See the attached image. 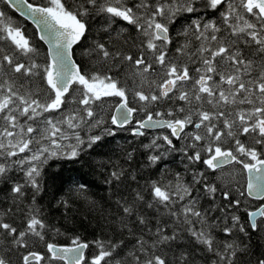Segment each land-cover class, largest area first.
<instances>
[{
	"label": "snow or ice",
	"instance_id": "6c2138e0",
	"mask_svg": "<svg viewBox=\"0 0 264 264\" xmlns=\"http://www.w3.org/2000/svg\"><path fill=\"white\" fill-rule=\"evenodd\" d=\"M0 4L31 17L39 39L49 45L41 62L31 38L0 10V184L11 201L0 210V264H14L20 249H25L18 257L22 264L46 259L62 264H197L198 254L203 264H264V202L247 211L244 222L236 214L247 197L264 201V0ZM98 18L103 20L98 31L108 39L93 40L85 49L93 61L92 70L85 71L73 59L74 46H81L90 21ZM180 20L188 21L178 33L185 42L175 49L177 55H170L172 27ZM118 21L121 26L114 27ZM123 25L138 35L131 36ZM111 99L117 102L109 106ZM162 104L171 107L150 110ZM137 113L144 118L135 120L133 136H144L142 129L149 128L167 129L168 134L142 145L143 161L136 159L139 149L130 146L99 163L110 199L117 197L115 213L102 218L120 232L132 233L129 220L140 227L132 250L125 259H115L125 242L96 240L98 251L88 258L89 243L78 235L70 245L47 242V232L63 233L50 227L39 205L41 194L48 192L45 166L59 159L75 163L105 137H115L116 129L124 130ZM173 138L184 145L177 149ZM172 152L182 153L184 172L169 177L159 165ZM233 164L246 174L245 185L234 190L223 175L215 177L222 187L197 169L202 165L214 175ZM145 170L159 171V177L141 185ZM17 171L22 179L13 175ZM85 187L79 184L76 191L83 193ZM218 192L226 205L216 204ZM201 199L209 200L207 207ZM89 203L96 208L95 201ZM56 205L70 207L64 197ZM149 209L161 217L155 231L145 214ZM32 238L45 242L47 256L27 251Z\"/></svg>",
	"mask_w": 264,
	"mask_h": 264
},
{
	"label": "trees",
	"instance_id": "16d2710c",
	"mask_svg": "<svg viewBox=\"0 0 264 264\" xmlns=\"http://www.w3.org/2000/svg\"><path fill=\"white\" fill-rule=\"evenodd\" d=\"M33 3L46 4V0H29ZM71 3V0H69ZM0 10L5 12V16L10 18V22L19 25L31 38V42L40 51V61L44 62L46 59L47 49L45 44L39 39L35 27L30 21L15 12L9 5L0 4ZM91 30L88 33L86 39L82 42L81 46L75 47V60L80 63L85 71H91L93 61L84 55L85 49L91 44L93 40H107L108 37L103 33L98 31V28L102 25V18L94 19L90 21ZM188 23L187 20H180L172 27L171 36L173 43L169 45L170 55H177L175 49L185 42V37L178 35L182 31V26ZM121 22H117L114 27L119 28ZM129 28V33L131 36L135 37L138 35L131 26L123 25ZM115 35V33H113ZM127 35V34H126ZM135 51V49H133ZM184 62H187V57L182 58ZM120 71L121 77L125 75L123 70ZM129 84L131 81L129 80ZM117 99H111L108 101L109 106L114 105ZM171 107L170 104H162L152 107L150 110L166 112L168 108ZM113 110V109H112ZM144 116V113L134 114V119H139ZM109 127H114L109 123ZM145 135L141 137H135L132 135V129L128 125L125 126L124 130L116 129L115 137H105L104 141L98 146L94 147L93 150H89L88 155L82 156L81 159L77 160L75 163L72 161H67L64 159L56 160L55 163L49 161V166L47 168V174L45 179L48 181V192L42 193V199H39V205L44 209V216L46 222L49 223L50 227L55 226L60 228L61 235H56L54 232L46 233V241L56 244H71V238L74 236H79L81 241L89 243V248L85 250V254L88 258L94 255L98 249L94 243L96 240H101L104 242L108 241H118L123 240L127 247L123 245L118 250L119 255L115 259H125L126 254L132 250L135 244L136 238L140 234V227L134 225L131 220L128 221L130 227H132V233L130 234L127 230L120 232L110 226V221L104 220L102 217L108 216L110 213H115L116 205L113 203L116 196H111L110 199V189L107 184L104 183L105 174L99 167V163L107 160L109 155L116 158L119 155L120 149L130 150V146L137 147L139 149L137 153V161L145 160L143 144L150 143L157 136H162L167 132V129H142ZM99 134V133H97ZM163 143L162 141H158ZM173 142L177 149H180L177 139L173 138ZM115 153V155H113ZM183 155L180 152L169 153L165 159L160 163V169H167L169 177L174 175L176 172H184V164L181 162ZM187 161L185 160L184 163ZM239 165H230L223 170H217L213 175L211 170L204 168L201 165L197 166L198 170L206 171L209 173V179L215 180V177L223 175L224 181H227V187L229 189H235L238 187H243L245 185L244 173L240 170ZM54 174H58L54 176ZM13 175L22 179V174L14 172ZM144 179L140 180V184L143 185L146 179H155L159 177V171L155 170H145L142 174ZM234 177V179H233ZM216 183L221 184L222 187L224 183L220 180H215ZM79 184H85V190L83 193H78L76 188ZM133 188L136 187L135 184L132 185ZM62 189V190H60ZM71 189V191H69ZM8 189L3 184H0V210L7 209L10 206L11 201L7 199ZM233 195L236 193L233 191ZM64 197L70 203V207L65 209L63 206H57L56 200ZM90 201L96 202V208L90 206ZM217 205H226L227 202L223 200L220 192L216 194ZM27 203V201L25 202ZM201 203L208 206V199H201ZM259 204L258 200L251 197L241 204L239 210L236 214L241 216V222L247 220V211L251 208L256 207ZM103 209V212H101ZM146 215H148L150 224L149 227L155 231L156 220L160 219L155 213L154 209L146 210ZM216 215H219L217 213ZM163 219H167L164 217ZM17 225L21 223L19 214L15 217ZM8 222V221H6ZM147 231V229H145ZM223 239V236L220 237ZM27 251H37L42 255L47 256L46 244L41 242L36 238H32V243L29 244ZM25 253V249H20L19 252L13 256L14 264H22V261L18 258L20 255ZM171 255V254H169ZM197 255V264H203L200 256ZM43 264H62V262L45 260ZM115 264V261H113Z\"/></svg>",
	"mask_w": 264,
	"mask_h": 264
},
{
	"label": "water",
	"instance_id": "95a60500",
	"mask_svg": "<svg viewBox=\"0 0 264 264\" xmlns=\"http://www.w3.org/2000/svg\"><path fill=\"white\" fill-rule=\"evenodd\" d=\"M28 2H29V3H32V4H34V5H43V4H39V3H33V2H31V1H29V0H28ZM10 7H11L15 12H17L19 15H21L22 17H24L25 19H27L28 21H30V22L32 23V25L35 27L36 32H37V35H38V37H39V35H40L41 33H40V31H39V29H38L36 23L31 19V17L23 15V14L21 13V11L19 10V8H14V7H12V6H10ZM42 42L45 44L46 49L48 50L49 45L47 44V42H46V41H42ZM73 59H75L74 56H73ZM113 111H114V108H113ZM143 118H144V117H143ZM143 118H141V119H143ZM165 118H167V117H165ZM149 129H157V128H149ZM245 183H246V181H245ZM252 198L257 199V198H255V197H252ZM258 200H260V199H258ZM258 207H259V206H258ZM256 208H257V207H256ZM256 208H253V209H251L250 211L255 210ZM58 245H69V244H58Z\"/></svg>",
	"mask_w": 264,
	"mask_h": 264
},
{
	"label": "flooded vegetation",
	"instance_id": "af4514ba",
	"mask_svg": "<svg viewBox=\"0 0 264 264\" xmlns=\"http://www.w3.org/2000/svg\"><path fill=\"white\" fill-rule=\"evenodd\" d=\"M142 118V117H141ZM141 118H139V119H141ZM139 119H133V122L130 124V125H128L129 126V128L130 129H133V128H135V127H137V125H136V123H135V120H139ZM192 129L191 128H189L188 129V131H191ZM165 134H168V130H167V132L165 133ZM178 141V144L180 145V147H182L183 145H184V141L183 140H177ZM202 166V165H201ZM230 165H226L225 167H224V169L225 168H227V167H229ZM244 176H245V174H244Z\"/></svg>",
	"mask_w": 264,
	"mask_h": 264
}]
</instances>
